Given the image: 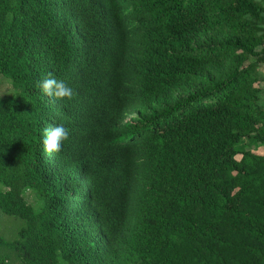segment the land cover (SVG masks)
Returning a JSON list of instances; mask_svg holds the SVG:
<instances>
[{
	"label": "trees",
	"instance_id": "trees-1",
	"mask_svg": "<svg viewBox=\"0 0 264 264\" xmlns=\"http://www.w3.org/2000/svg\"><path fill=\"white\" fill-rule=\"evenodd\" d=\"M0 76V264H264V0H0Z\"/></svg>",
	"mask_w": 264,
	"mask_h": 264
},
{
	"label": "clouds",
	"instance_id": "clouds-1",
	"mask_svg": "<svg viewBox=\"0 0 264 264\" xmlns=\"http://www.w3.org/2000/svg\"><path fill=\"white\" fill-rule=\"evenodd\" d=\"M37 88L42 94L56 101L71 100L74 95L72 87L64 81L58 80L51 73H48L37 82ZM69 134L70 130L63 123L51 125L44 129V152L49 155L59 153L63 143L68 139Z\"/></svg>",
	"mask_w": 264,
	"mask_h": 264
},
{
	"label": "rangeland",
	"instance_id": "rangeland-1",
	"mask_svg": "<svg viewBox=\"0 0 264 264\" xmlns=\"http://www.w3.org/2000/svg\"><path fill=\"white\" fill-rule=\"evenodd\" d=\"M262 89H263V97H264V83L262 84ZM12 93L13 92H12V88H11L10 83L0 76V99L8 97ZM26 197H27V200L29 202L33 201V199L31 198L30 193H27ZM9 221H10V219L5 218V217L2 218L1 214H0V233H4L5 232V229H7V225L9 223Z\"/></svg>",
	"mask_w": 264,
	"mask_h": 264
}]
</instances>
